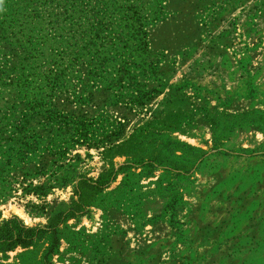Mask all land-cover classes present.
Returning <instances> with one entry per match:
<instances>
[{
  "label": "rangeland",
  "instance_id": "obj_1",
  "mask_svg": "<svg viewBox=\"0 0 264 264\" xmlns=\"http://www.w3.org/2000/svg\"><path fill=\"white\" fill-rule=\"evenodd\" d=\"M0 264H264V0H0Z\"/></svg>",
  "mask_w": 264,
  "mask_h": 264
}]
</instances>
